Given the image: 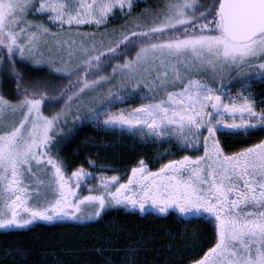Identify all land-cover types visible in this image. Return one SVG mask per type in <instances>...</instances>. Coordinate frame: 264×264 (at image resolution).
Listing matches in <instances>:
<instances>
[{"label": "snow or ice", "instance_id": "snow-or-ice-1", "mask_svg": "<svg viewBox=\"0 0 264 264\" xmlns=\"http://www.w3.org/2000/svg\"><path fill=\"white\" fill-rule=\"evenodd\" d=\"M134 6V0H0V71L18 97L0 91V229L95 220L114 207L153 208L213 222L215 243L192 264H264V138L228 154L218 135L264 133V96L234 97L224 83L228 70L240 73L242 88L264 80V0H166L147 20L137 16L113 29L118 38L108 44L93 34L65 33L84 37L54 41L58 51L67 46L66 58L50 48L46 55L44 38L58 34L27 20L35 11L69 29L99 26L116 10L131 16ZM18 63L46 66L48 76L26 81ZM207 71L210 77L202 75ZM134 94L147 102L128 106ZM46 103L61 107L46 115ZM69 116L73 124L171 141L180 151L202 148L203 155L170 159L155 171L141 159L127 180L99 174L93 187L87 180L96 173L80 166L68 175L53 155L58 138L73 133L62 127ZM82 183L87 195L78 191ZM14 254L25 264L30 255Z\"/></svg>", "mask_w": 264, "mask_h": 264}, {"label": "trees", "instance_id": "trees-1", "mask_svg": "<svg viewBox=\"0 0 264 264\" xmlns=\"http://www.w3.org/2000/svg\"><path fill=\"white\" fill-rule=\"evenodd\" d=\"M149 2L151 9H156L158 0ZM147 12L150 11L141 12L138 7L126 18L113 16L105 28L121 26L126 20ZM18 68L25 73L26 81L48 76L46 67L18 63ZM253 81L251 90L259 99L264 96V81ZM0 91L9 99H18L14 81L5 71H0ZM45 105L61 106L60 103ZM51 112L46 108L47 115ZM218 135L228 154L264 138V133L259 132H219ZM53 152L65 163L68 173L80 166L89 168L92 161L121 177L128 176L141 159L153 168L155 159L150 144L141 143L126 132L105 131L88 123L59 138ZM216 237L211 220L182 219L175 212L165 215L153 208L143 212L114 207L95 220L38 221L23 229H0V264H25L14 250L30 254L26 256V264H42L43 260L47 264H192L213 246Z\"/></svg>", "mask_w": 264, "mask_h": 264}, {"label": "rangeland", "instance_id": "rangeland-1", "mask_svg": "<svg viewBox=\"0 0 264 264\" xmlns=\"http://www.w3.org/2000/svg\"><path fill=\"white\" fill-rule=\"evenodd\" d=\"M73 2H75V0H73ZM89 2H91V0H89ZM166 0H158V5L156 7V9H151L152 8V4L149 2V0H134V8L132 9L131 15L134 13V11L136 10V8L140 7L141 8V12H146L147 10H149L150 12L147 13H154L156 11H159L160 9H162L164 7ZM202 3H207L208 0H201ZM138 6V7H137ZM124 12H127V9L124 10ZM147 13H142V17L141 19L143 20H147ZM145 14V16H144ZM51 14L49 13L48 15H44V14H37L35 11L30 12L27 15V20L32 21V22H36V23H43L46 27H48L51 32L53 33H57L58 35L56 36H47L44 39L47 41V47L45 48V54H48V49H51V54L53 56H64L66 58L67 56V46H64V51H58V46L54 43V41L56 40H60V41H67L69 43L75 41V42H79L81 39H84V37L80 36V35H65V33H85V34H93L95 41L98 42H103L104 44H108V42L112 39H117L118 37L112 34V30L113 29H119L121 28V26H123L128 20L125 21V23H123L121 26H114V27H109V28H105L106 26H108L111 22V17H120V18H126L127 15H125L124 13H122L119 10L115 11V15L111 16L108 18V21L106 24H102V25H96V24H92L89 23L87 25H83L80 26L79 28L76 27H72L71 29H69L68 27H61L59 25H54L53 23L49 22V16ZM73 47H75V45H73ZM134 55V54H133ZM33 65V64H32ZM35 67H46L43 65H34ZM47 68V67H46ZM108 71H110V69H108ZM255 71V69H245V72H253ZM104 74H107V72H105ZM202 75L204 76H208L210 77L212 75L211 71H207L205 73H203ZM241 78L240 73L236 70H228L225 72L224 74V83L226 85H236L239 84L236 81L239 80ZM254 81H261L263 82L264 80H260V79H254ZM253 81V82H254ZM253 85V84H251ZM104 87H108V85H105ZM230 88V95L232 96H237L239 92H244L245 95H247L249 92H252V86L250 88H242L241 85L238 86H229ZM227 96L224 97V100L227 102ZM147 101L139 99V98H135V94H134V98H131L128 100L127 104L128 106H137L141 103H146ZM125 105H120L117 104L116 108L119 107H124ZM61 106L56 107V106H52V105H44L43 106V111L45 113V110L47 108L48 111H54V110H58ZM45 109V110H44ZM115 110V109H114ZM46 114V113H45ZM47 115V114H46ZM50 115V114H49ZM91 124L89 122H85L84 124ZM83 125V124H82ZM81 126L80 123L77 124H73L72 120H71V116L68 117V124L65 127L64 125H62V127H64L65 131H68V129H73V131L75 130L76 127ZM94 126V125H93ZM95 127V126H94ZM97 128V127H96ZM129 134V133H128ZM132 135V134H131ZM134 137L135 140L141 142V143H147L150 144L153 148H154V167L153 168H149L151 171H155L157 170L163 163H166L168 160L170 159H179L181 154L183 155H189L192 157H196V156H201L203 155V149L200 148L197 151H191V150H185V151H180L178 150V147L175 143L169 141L168 143H149V142H144L141 141L137 135H132ZM59 139V138H58ZM169 152L172 154L169 155H165V152ZM54 155V152H53ZM88 171L90 172H94L97 174L96 178L93 179H88L87 180V184L88 185H92L93 187L96 186V184L98 183V176L99 174H104L107 176H111V175H118L116 173H109L107 171V169H105L104 167H97L96 164L90 165L89 168H86ZM65 173L70 175L71 172H66ZM121 177V175H119ZM42 179H46L45 177H41ZM128 179V176L125 177H121V181H125ZM80 192L81 195H87V187L82 183L81 188L78 190ZM132 209V208H130ZM138 210V209H135ZM70 221V220H69Z\"/></svg>", "mask_w": 264, "mask_h": 264}]
</instances>
